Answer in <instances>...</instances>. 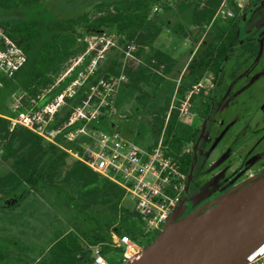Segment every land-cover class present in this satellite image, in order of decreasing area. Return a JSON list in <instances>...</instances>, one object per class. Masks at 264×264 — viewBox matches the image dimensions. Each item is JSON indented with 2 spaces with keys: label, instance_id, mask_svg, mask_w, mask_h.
I'll list each match as a JSON object with an SVG mask.
<instances>
[{
  "label": "trees",
  "instance_id": "obj_1",
  "mask_svg": "<svg viewBox=\"0 0 264 264\" xmlns=\"http://www.w3.org/2000/svg\"><path fill=\"white\" fill-rule=\"evenodd\" d=\"M41 2L0 0L3 13L15 15L14 18L0 20V27L22 47L27 56L26 63L13 76L3 74L0 78V93L12 94L21 90L30 98H38L54 84L53 73L58 74L56 69L75 56L86 32L114 30L122 37V45L126 44V48L134 46L137 49L136 56H143L148 49H152L163 31V26L151 22L150 16L161 10L160 3L165 0L100 1L81 14L48 22L27 15L28 10L38 7ZM221 2L182 0L179 10H191L194 30L186 32L182 24L174 28L175 32L182 33L196 44V50L181 74L175 94L179 99H185L190 94V101H193L194 87L208 74L211 75L216 88L211 101L206 103V114L219 105L215 92L220 91L227 80L231 83L237 79L264 52V25L241 39L245 24L252 30L264 17V0L253 3L242 13L237 11V15L230 19L215 17ZM155 7L158 8L156 12ZM256 7H261L259 12H256ZM164 9L169 8L165 6ZM152 60L156 62L155 67H164L165 74L172 72L177 63L175 58L160 50L155 52ZM109 70L112 74L120 75L113 67ZM144 71L142 68L133 73L126 68L125 85L139 90ZM105 78H109V75H105ZM170 100H166L158 119L164 130V144L168 146L166 154L179 162L183 174H196L205 166L206 158L202 153L195 156L193 152L186 151V147L195 146L201 129L181 122L180 103L171 108ZM70 116L68 106L63 107L55 116V125L66 124ZM102 129L110 130L107 126ZM0 145V169L3 170L0 174L1 199L19 197L24 190L35 191L45 187L55 203L64 202L68 206L72 217L68 227H54L48 243L40 247L38 252L28 248L25 253L15 254L9 246H2L0 262L94 264L93 248L99 246L110 264H117V258L122 257V250L113 247V233L128 235L143 245L141 238L147 234L136 210L122 206L126 196L122 187L93 172L81 161L75 160L69 164V155L65 151L27 128L16 126L11 130L5 111L0 112ZM23 216V212L16 214L0 208V220L8 217L16 221L23 219ZM11 229L16 230L15 227ZM159 233L156 232V237ZM19 235L25 236L26 233L19 231Z\"/></svg>",
  "mask_w": 264,
  "mask_h": 264
},
{
  "label": "rangeland",
  "instance_id": "obj_2",
  "mask_svg": "<svg viewBox=\"0 0 264 264\" xmlns=\"http://www.w3.org/2000/svg\"><path fill=\"white\" fill-rule=\"evenodd\" d=\"M100 1L111 0H42L38 7L28 10L27 15L48 22L81 14ZM181 2L182 0H165L160 3V11L151 13L150 21L161 24L163 31L146 55L136 56L137 49L122 45V37L114 30L86 32L75 56L56 69L57 75L53 73V85L38 98H30L21 90L12 94L0 93V112L5 111L7 118H14L22 109L41 111L45 106L55 104L57 97L77 82L76 94L68 97L60 110L68 106L71 115L73 112H83L86 117H79L72 129L75 141L64 139L63 146L73 152L85 154L83 147L88 146L91 141L87 134L91 136L98 129L107 126L141 148L151 150L164 132L158 120L160 110L166 100L171 99V108L180 103L179 120L201 129L195 146L186 147V151L193 152L195 156L202 153L206 158L203 169L192 174L191 178L193 184L201 189L197 194L196 206L216 200L239 185L263 176L264 52L237 79L231 83L227 80L221 90L215 92L219 105L210 114H206V103L211 101L216 82L209 74L199 82L198 89L193 93V101H190V94L185 99L177 98L175 90L181 74L196 50L193 40L174 30L177 24H182L186 32L194 30L191 24L192 12L190 9L180 12ZM165 6L169 9L165 10ZM256 8V12H259L261 7ZM14 17L15 15H5L0 9V20ZM263 21L264 17L252 30L245 24L241 39L250 36ZM158 50L177 61L172 72L165 74L163 66L155 67L156 62H151ZM111 67L115 72H120V75L109 72ZM126 68L133 73L145 69L139 81V90L125 85ZM107 74L109 78H105ZM1 77L3 73L0 72ZM78 129L85 130L87 134L76 132ZM1 153L0 145V155ZM75 160L72 155L67 158L69 164ZM2 171L0 169V174ZM1 197L0 194V208L16 214L23 212L24 216L16 221L8 217L0 220V249L2 246H9L15 254L25 253L28 248L38 252L40 247L48 243L54 227L64 229L71 223L68 206L64 202L55 203L45 187L35 191L24 190L19 197L12 196L4 200ZM13 199H16L15 203L5 204L6 200L11 202ZM122 206L134 210L136 203L132 196L126 195ZM12 227L16 230H12ZM19 231L26 235L20 236ZM114 240L112 235V244ZM120 259L117 258V264L121 263ZM255 264H264V255Z\"/></svg>",
  "mask_w": 264,
  "mask_h": 264
},
{
  "label": "built area",
  "instance_id": "obj_3",
  "mask_svg": "<svg viewBox=\"0 0 264 264\" xmlns=\"http://www.w3.org/2000/svg\"><path fill=\"white\" fill-rule=\"evenodd\" d=\"M259 0H222L215 17L221 19L234 18L237 11L244 12L248 6ZM158 8H154V12ZM27 61L22 47L0 27V72L11 77L19 71ZM77 82L62 92L55 104L47 105L41 111H20L14 118H8L10 129L22 126L43 138L46 142L58 146L76 160L85 163L93 172L107 178L122 187L126 195L132 196L135 210L145 229L144 233L162 232L175 213L184 192L190 183V175L182 173L179 162L168 156L167 145L163 136L151 150L123 136L117 130L98 129L93 135L78 129L91 138L88 146H84L85 154L63 146V140L75 141L72 127L80 119L86 117L83 112H73L69 121L57 126L54 124L56 114L67 98L76 94ZM105 86V84H103ZM196 85L192 91L198 89ZM94 89V88H93ZM113 247L122 250V264L136 258L143 250V245L128 235H114ZM94 264H110L99 246L93 248ZM260 258V257H259ZM248 264H255L256 260Z\"/></svg>",
  "mask_w": 264,
  "mask_h": 264
},
{
  "label": "water",
  "instance_id": "obj_4",
  "mask_svg": "<svg viewBox=\"0 0 264 264\" xmlns=\"http://www.w3.org/2000/svg\"><path fill=\"white\" fill-rule=\"evenodd\" d=\"M263 255L264 175L170 221L126 264H248Z\"/></svg>",
  "mask_w": 264,
  "mask_h": 264
},
{
  "label": "flooded vegetation",
  "instance_id": "obj_5",
  "mask_svg": "<svg viewBox=\"0 0 264 264\" xmlns=\"http://www.w3.org/2000/svg\"><path fill=\"white\" fill-rule=\"evenodd\" d=\"M200 191H201V189L199 187L195 186L191 180L190 183L188 184L187 190L184 192L183 197H182L181 201L179 202V205H178L175 213L170 216L169 222L174 221L175 219L179 220V219L185 217L186 215H188V214H190V213H192V212H194L200 208L206 207L207 205L214 202V200L206 201V202L200 204L199 206H196L197 199H198L197 194ZM154 237H156V232L148 233L142 240L143 247L149 245L150 242L152 243Z\"/></svg>",
  "mask_w": 264,
  "mask_h": 264
},
{
  "label": "crops",
  "instance_id": "obj_6",
  "mask_svg": "<svg viewBox=\"0 0 264 264\" xmlns=\"http://www.w3.org/2000/svg\"><path fill=\"white\" fill-rule=\"evenodd\" d=\"M187 66V65H186ZM186 66L184 67L183 71L185 70Z\"/></svg>",
  "mask_w": 264,
  "mask_h": 264
}]
</instances>
